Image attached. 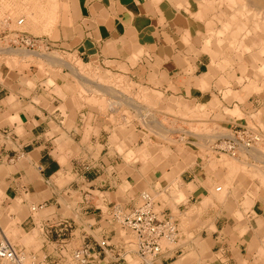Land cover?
Segmentation results:
<instances>
[{"label": "crops", "instance_id": "0c3cea01", "mask_svg": "<svg viewBox=\"0 0 264 264\" xmlns=\"http://www.w3.org/2000/svg\"><path fill=\"white\" fill-rule=\"evenodd\" d=\"M69 2L76 19L53 46L102 81L58 62L45 69L0 64V216L25 217L14 213L20 202L39 214L51 243L88 246V264H147L115 219L146 193L179 232L151 264H264V150L229 156L213 151L218 132L203 139L189 133L197 146L162 154L157 135L124 114L125 95L107 92L118 89L110 79L122 77L150 102L187 108L232 133L247 130L261 147L264 71L250 53L255 31L236 21L238 8L224 14L188 1Z\"/></svg>", "mask_w": 264, "mask_h": 264}, {"label": "rangeland", "instance_id": "374dc122", "mask_svg": "<svg viewBox=\"0 0 264 264\" xmlns=\"http://www.w3.org/2000/svg\"><path fill=\"white\" fill-rule=\"evenodd\" d=\"M173 1H188L193 8L200 6L206 7L207 9L209 8L210 10L219 9L224 12V14L230 13V10H234V8L229 7V2H227V4L225 0ZM238 2L239 3L236 5H238L237 8L239 11L237 12L238 17L236 21L240 22V25H243L242 22L245 24L248 23L246 24V29L255 31V33H251L255 46H253L250 53L256 57V63L262 67V62L264 64V19L261 17H264V13L261 12L259 16V14H257L259 11L256 7L249 6L252 9L242 7L243 4L245 5L246 0H239ZM69 4V0H0V64H6L11 68H27L30 65H36L45 69V67L52 66L49 65V61L45 59L47 56L58 57L56 55H59L62 59H69L70 56L65 54L63 55L62 52L53 46L54 40L58 39L62 33L64 35L68 34L72 23L71 21L76 19V12L70 9ZM53 13L56 14L54 18L55 21L51 23L50 16ZM47 25L49 27H47ZM20 50H26L28 53L25 55H22V53L18 54ZM34 55L38 56V58L34 57ZM39 55H41L44 59H39ZM83 67L80 68H83L82 71L84 73H86L84 70L90 68L89 66ZM262 71H264V65ZM87 75L88 74H86V76ZM87 77L95 82L102 81L99 76L97 78V75L94 77ZM116 77L118 79H113ZM119 78L122 77L113 76L110 81L119 80ZM262 78H264V74L262 75ZM122 79L123 80L119 81L120 84L115 83L116 88L118 89H114L113 92L111 90L110 97L118 98L120 95H125L128 106L126 105V108L124 106L123 107L129 112H125L124 114L128 120H133L135 117V119L138 120V124L142 125L144 130L157 135V139L153 141L155 144L159 145L157 152L162 150L163 154L164 151H169L170 148L173 149L179 147L182 149L189 146L190 143H194V145L197 146L200 141H198L197 138H190L188 140L187 135L189 133L200 135L203 139L217 132L218 136L229 138L234 134L238 135L239 133L247 131L240 129V131L232 133L228 127L224 126L219 128L218 126H215L213 122L205 118H200L197 114L194 115V112H189L187 108L178 107L177 109L172 110L170 106L168 109V107H165L163 104L160 105L152 103L146 96L145 91L142 90L135 92L129 88L125 79ZM139 95H143L141 97L142 99H140ZM130 110L133 116L131 115ZM259 144H261V142L257 141L254 144V147L258 148V150H264V144L262 145L263 147H259ZM208 155H213L212 150L208 153ZM224 158V163L229 166V164L232 163L231 159L227 156ZM219 194L221 195V193ZM219 194L218 197H220ZM18 203L20 208L17 207V209L14 210V213L17 216L25 211L23 213H26V216L15 218V220L7 219L5 216H0V229L4 236V239L0 237V243L5 240L9 241L22 253L25 264H78L72 259V252L75 248L62 247L63 244L61 243H51V241L45 237L44 231H42L39 214L36 212V215H33L32 211L28 210L20 202ZM4 221L7 222L6 225L3 224ZM20 227H24L25 229L22 230ZM12 229L15 230V233H11ZM127 233L129 239H133L129 230ZM0 235H2V233H0ZM128 260L130 263L132 262L131 264L134 263L131 258H128ZM0 264H5V262L0 260Z\"/></svg>", "mask_w": 264, "mask_h": 264}, {"label": "built area", "instance_id": "2783aa9c", "mask_svg": "<svg viewBox=\"0 0 264 264\" xmlns=\"http://www.w3.org/2000/svg\"><path fill=\"white\" fill-rule=\"evenodd\" d=\"M258 138L248 131L218 139L213 150L217 153H227L236 156L241 152H248L254 148ZM218 191L220 188L217 189ZM115 219L126 227L131 237L135 239L140 254L147 258V264H151L162 254L164 241H174L178 238L177 225L171 219L158 217L153 209L152 199L148 194L142 195V203L126 215L116 212ZM107 247L105 241L100 244ZM63 247V246H62ZM92 252L88 246L75 249L72 252V259L78 264H88ZM0 260L5 264H25L22 253L9 243H0Z\"/></svg>", "mask_w": 264, "mask_h": 264}, {"label": "bare ground", "instance_id": "6f19581e", "mask_svg": "<svg viewBox=\"0 0 264 264\" xmlns=\"http://www.w3.org/2000/svg\"><path fill=\"white\" fill-rule=\"evenodd\" d=\"M236 1V2H235ZM239 0H230V1H227V0H225V2L227 3V2H229V7H231V8H237L238 7V5H236L237 3H239L238 2ZM181 5V4H180ZM249 6H253V7H256V9L259 11V12H257V14H259V16H260V13L261 12H263L264 13V0H246V2H245V5L243 4L242 5V7H245V8H247L248 7V9H252L251 7H249ZM202 8V7H201ZM55 9H56V7H55ZM200 10V9H199ZM203 10V9H202ZM239 10V9H238ZM206 13V12H205ZM224 13V12H223ZM202 14V13H201ZM236 14V13H235ZM11 15V14H10ZM55 15L56 14H52L51 16H50V21H51V23L53 22V21H55L54 20V18H55ZM205 16V15H204ZM208 16V15H207ZM211 17V16H210ZM232 18H236V16H233ZM262 19H264V17H261ZM228 19V18H227ZM260 21V20H259ZM22 23V22H21ZM20 23V24H21ZM50 24V23H49ZM246 24H248V23H246ZM262 24V23H261ZM51 25V24H50ZM233 26V25H232ZM47 27H49L48 25H47ZM46 28V27H45ZM249 34V33H248ZM248 37V36H247ZM234 40V39H233ZM236 40V39H235ZM237 43V42H236ZM213 47V46H212ZM215 47V46H214ZM222 47V46H221ZM24 50V49H23ZM19 51V50H18ZM6 52H8V51H6ZM10 52V51H9ZM15 52V51H14ZM240 52V51H239ZM13 53V52H12ZM19 53H22V55L24 54H26V53H28V51L26 52V50L25 51H21L20 50V52H18V54ZM246 54V53H245ZM15 55H17V54H15ZM19 56V55H18ZM32 56V55H31ZM34 57H37L38 58V56H36V55H34ZM67 57V56H66ZM40 58H43L41 55H39V59ZM28 59V58H27ZM44 59V58H43ZM46 60H48L49 61V63L50 62H52L53 63V65H55V62H58V64H64V65H66V66H68V67H66L65 66V68H70L71 70H72V73H73V69L75 70L74 71V74H75V72H76V74L75 75H80V78H81V76H83L84 77V74L86 75V74H88L87 76H89V77H94V76H96L95 75V72H94V74H93V72H91L90 71V68L88 69V72H87V69L86 70H84L86 73H84L83 71H82V69L83 68H85V67H83L82 65L83 64H80L79 65V63L80 62H78V64L75 62V60L73 59H71V58H69V59H65V58H59V57H55V56H47V58H45ZM80 61V60H79ZM38 65V64H37ZM46 65V64H45ZM50 65H51V63H50ZM85 65V64H84ZM59 66V65H58ZM61 66V65H60ZM83 67V68H80V67ZM87 66V65H86ZM263 67V66H262ZM69 69V70H70ZM262 71V70H261ZM73 74V75H74ZM74 75V76H75ZM78 75V76H79ZM86 76V77H87ZM82 77V78H83ZM85 78V77H84ZM82 79V80H85V79H87L88 80V77L87 78H85V79ZM98 78V77H97ZM95 79V78H94ZM113 79H118V78H113ZM120 80H123L122 78H119V80H112L113 82H116V83H118ZM94 81V80H93ZM93 81H92V83H93ZM96 81H97V79H96ZM104 81V80H103ZM91 82V81H90ZM87 83V82H86ZM89 83V82H88ZM99 83H100V81H99ZM90 84V83H89ZM81 85V84H80ZM100 85V84H99ZM107 92H109V93H111L110 91H107ZM113 92V91H112ZM139 94V93H138ZM144 94V93H143ZM140 96V99H142L141 97L143 96V95H139ZM85 98H87V97H85ZM144 98H145V95H144ZM109 99V98H108ZM92 100H95V98L94 99H92ZM107 100V99H106ZM105 100V101H106ZM146 100V99H145ZM98 101V100H97ZM107 102V101H106ZM143 102H144V100H143ZM88 103V102H87ZM90 103V102H89ZM105 104V103H104ZM146 104V103H145ZM108 105V104H107ZM109 105H110V103H109ZM95 106V105H94ZM140 109V108H139ZM116 110V109H115ZM158 116V115H157ZM183 117V116H182ZM159 118V117H158ZM189 119V118H188ZM159 120V119H158ZM150 123V122H149ZM206 123V122H205ZM209 124V123H208ZM204 125V124H203ZM207 125V124H206ZM213 125V124H212ZM199 127V126H198ZM213 128V127H212ZM197 129V128H196ZM191 132V131H190ZM193 132V131H192ZM164 134V133H163ZM216 135V134H215ZM151 142V141H150ZM203 143V142H202ZM255 148V147H254ZM255 150V149H254ZM253 151V150H252ZM258 151V150H257ZM257 151H255V152H257ZM260 151V150H259ZM254 152V153H255ZM262 152V151H261ZM258 153V152H257ZM252 155V154H251ZM260 155V154H259ZM262 155V154H261ZM230 156V155H229ZM253 157V156H252ZM258 157V156H257ZM264 157V156H263ZM262 157V158H263ZM259 158V157H258ZM261 158V157H260ZM261 158V159H262ZM263 160H264V158H263ZM260 161V160H259ZM224 162V161H223ZM218 163H220V162H218ZM11 233H15V230H12L11 231ZM5 243H9V244H11L9 241H4ZM12 245V244H11Z\"/></svg>", "mask_w": 264, "mask_h": 264}]
</instances>
